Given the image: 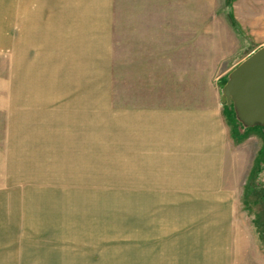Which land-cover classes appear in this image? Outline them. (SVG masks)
<instances>
[{"label":"rangeland","instance_id":"1","mask_svg":"<svg viewBox=\"0 0 264 264\" xmlns=\"http://www.w3.org/2000/svg\"><path fill=\"white\" fill-rule=\"evenodd\" d=\"M31 2L18 75L13 0H0V264H264V126L245 128L223 101L264 48V0H116L115 92L131 49L163 65L165 102L222 110L223 179L196 196L129 172L123 99L93 115L50 95Z\"/></svg>","mask_w":264,"mask_h":264},{"label":"crops","instance_id":"2","mask_svg":"<svg viewBox=\"0 0 264 264\" xmlns=\"http://www.w3.org/2000/svg\"><path fill=\"white\" fill-rule=\"evenodd\" d=\"M21 3L13 0L12 12L18 28L11 42L17 49L13 63L18 75L20 35L27 28ZM115 8L116 0H32L30 9L38 29L32 53L41 59L49 83L56 82L54 88L60 89V94L50 95H58L68 107L76 103L93 115L105 108L108 112L116 99H123V109L114 107L116 116L122 117L129 172L139 179L169 181L171 187L185 191L179 196L205 195L200 191L211 189L206 182L223 179L229 129L222 110L165 102L160 90L163 65L155 59L153 67L145 52L132 53L131 49L124 51L123 92H115L119 72Z\"/></svg>","mask_w":264,"mask_h":264},{"label":"water","instance_id":"3","mask_svg":"<svg viewBox=\"0 0 264 264\" xmlns=\"http://www.w3.org/2000/svg\"><path fill=\"white\" fill-rule=\"evenodd\" d=\"M223 92V101L234 104L237 119L245 128L264 126V48L231 73Z\"/></svg>","mask_w":264,"mask_h":264}]
</instances>
